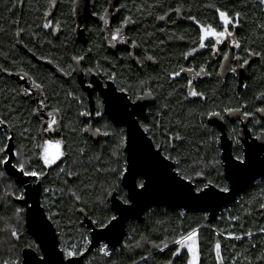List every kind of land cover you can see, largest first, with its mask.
I'll use <instances>...</instances> for the list:
<instances>
[{
  "label": "trees",
  "instance_id": "obj_1",
  "mask_svg": "<svg viewBox=\"0 0 264 264\" xmlns=\"http://www.w3.org/2000/svg\"><path fill=\"white\" fill-rule=\"evenodd\" d=\"M72 2L73 0L56 2L58 6L56 11L54 10V18L61 23L65 33L55 40L42 28L53 0H24L21 11V0H0V113L7 115L9 108L14 109L10 118L17 125L15 132L23 125L27 126L34 136L37 125L31 116L32 106L19 95L17 84L9 74L18 70L32 72L41 68L16 46L18 21L23 41L41 58H48L58 65L67 64L72 56L85 55L89 67L98 66L103 73H112L120 87L131 88L133 94L140 88V82H137L140 72L132 59H129L124 51L106 52L99 34L94 29H89V43H80L78 53H73L72 45H65L63 39L69 38L73 33ZM121 7L136 22V27L131 33L132 38L137 45L145 48L157 64L155 68L151 67L147 71L149 79L145 83V87L157 95V101L149 112L150 123L154 119H162L166 126L179 131L184 137L183 142H174L177 150L171 153V161L174 162L178 153L181 159L179 165L174 163L175 168L186 170L193 177L195 187H202L205 180L210 179L214 185H226L229 188L224 177L219 133L208 124L207 119L210 112L235 104L240 107L242 113L246 110L253 114L248 117V122H251L255 131L264 130V121L256 111L258 108H264V99L260 98L264 94V58L260 55H248L249 51L264 54V6H260L258 0H122ZM216 8L227 10L232 16L237 12L241 14L236 34L242 56L245 59L250 58L248 72L239 91L235 92L234 88L228 85L223 87L220 84H207L201 88L206 97L205 102L186 101V85L183 82L155 81L158 78L164 80L169 77L170 72L179 71L187 60L184 55L196 46L193 42H198V25L187 17L194 16L201 24H212L219 28ZM162 15L165 16L164 20L159 19ZM34 38H39V44L34 43ZM87 48L91 49V54L86 53ZM47 71L48 74L44 77L47 82L41 83L45 85L44 92L49 102L67 113L82 109L80 103L70 99L68 95L72 93L81 96L82 92L77 83L49 82L57 80L58 77L51 74L50 70ZM63 96L64 100L61 98ZM82 106H85L84 99ZM158 113L163 115L157 116ZM112 134L104 142L88 146L81 143L78 148L68 150L64 164L59 167L73 172L72 176L59 173L57 167L47 169V177L42 182L41 200L47 216L49 206L46 200L49 197L55 200L56 206L51 207V211L60 213L59 227L53 223L58 232L60 247L63 239H72L81 232H90L86 225L82 224L81 227L83 215L78 208L83 205L75 204L68 194L69 189L83 190L84 199L89 204L86 212L90 219L115 215L107 201L108 196L103 195L105 191L116 192L122 201V197H127L121 181L118 189L110 188L114 181L110 169L117 167V159L120 166L126 161L124 143L117 149L123 131L120 128L114 129ZM234 138L241 141L238 134H235ZM237 141L234 143V155H243L242 145L237 144ZM25 144L28 142L16 136L15 147L22 148ZM80 149L84 150L83 156L79 154ZM214 162H218L215 169L212 167ZM36 164L34 160L33 166L38 167ZM201 170L205 177H196L195 172ZM0 171H4L3 165H0ZM76 173H79L78 179ZM138 181L143 180L139 178ZM48 187L53 189L54 196H46L44 189ZM62 188L65 189L63 194L60 191ZM20 192H23V189L6 173L0 177V264L17 257L22 264L23 250L28 248L29 244L38 245L27 232L25 208L15 201ZM98 200H103L104 203L101 205L97 203ZM261 204H264V178L254 182L237 200L220 211L213 222H208V215L202 212H186L164 206L152 207L145 212L142 222L133 219L128 223L127 238L117 250L111 249L109 257L100 254L98 245L86 257L85 264H167L169 260H172V264H187V249H182V254L173 259L172 253L178 246L172 241L192 229H198L200 264H264V232L260 231L264 228V213ZM18 208H24L19 218L16 214ZM92 209H95V212ZM14 228L22 233L19 241L11 236ZM248 232L252 233L250 237H247ZM230 234L231 237L240 236L242 239L231 238ZM165 240L169 247L163 252L154 247V244L163 247L162 241ZM217 242L221 245L219 260L215 250ZM32 249L41 255L40 247L39 250L35 247ZM141 257H147V260H142Z\"/></svg>",
  "mask_w": 264,
  "mask_h": 264
},
{
  "label": "flooded vegetation",
  "instance_id": "obj_2",
  "mask_svg": "<svg viewBox=\"0 0 264 264\" xmlns=\"http://www.w3.org/2000/svg\"><path fill=\"white\" fill-rule=\"evenodd\" d=\"M58 1L59 0H53V4L51 6L50 12L47 13V15L45 16V20L43 21L42 24L43 31L45 33L50 34L55 40H58L59 37L61 35H64L65 33L63 31V27L61 23L56 21L53 14L54 10L56 11V8L58 6V3H56ZM121 1L122 0H73L72 2L73 21L71 24L73 28V33L72 36H70L69 38L63 39V42L67 47H70L72 45L73 53H78L80 48V43L84 45H88L89 29L92 28L99 34L106 52L108 53L119 52V51L126 52L129 59H132L131 61H133V63L140 72L139 79L137 81L140 82L139 90L136 91L134 94L132 92L126 94L128 97L130 95L134 97L135 95H141L143 93L151 91L152 93L151 97L154 103L147 106L145 118H142L140 116L137 117L140 125L142 123L151 124L149 120L150 119L149 112L151 107L154 106L155 102L157 101V95H155L152 90L146 88L145 83L146 80L149 79L147 75L148 73L147 71L151 67L155 68L157 64L154 58L151 60L147 59V57H149L150 55L146 52L143 46H140V44L137 45L134 39L132 38L131 33L136 27V22L134 21L132 16L126 13L125 10L121 7ZM23 5H24V0H21L20 11L23 9ZM101 16L105 17L107 23H105V20L100 19ZM126 18L131 22L125 24L124 21ZM45 24H48L49 27L45 28L44 27ZM17 25H18L17 34L15 37L16 46L24 53H26L31 58V60H33L38 66L41 67V68H37L36 70H33L32 72L26 70H18L16 72L9 74L12 80L15 81L17 84L19 95L25 101H28L29 104L32 106L31 113L36 109L37 107L36 101L40 97L37 94L36 89L34 88L31 89L32 92L31 96H24L22 95L23 89L25 87L31 88V83L33 80H35L37 83L47 82L46 80H44L45 79L44 77L48 74L47 70H50L51 74H53L55 77H58L57 80H51L49 82H65L66 84H68L67 82H76L78 88L81 90L83 94V95L81 94V96L80 94H78L79 96L77 95V97L82 98V100L84 99L85 102V106H82L80 104L82 109H80L78 112L76 111L72 113H67L61 109V112L58 117L60 123L57 126V130L51 133H43L44 137L54 138V139H61V138L65 139L67 151H68L70 149L78 148L81 143L88 146L89 144L94 145L98 142H102V141L104 142V140L107 137L109 138L113 135L112 134L109 136H104L102 133L105 130L108 129L107 131L112 133L114 129L120 128L124 133L123 137L126 138L123 145V150L125 153V145L127 141V127L126 125L123 126L117 125L113 120H111L109 115L105 113V109H104L105 105H104L102 93L100 90L95 89V84H99L101 89H107L108 84L111 82L115 85L118 93H122L119 90L120 85L117 83V81L115 79L114 80L110 79L109 76L106 75V73H103V71L100 70L98 66H95L94 68L89 67L85 55H83L84 60L80 61L79 63L74 61L72 59L73 57L72 56L70 62H68L67 64H58V65H56L53 61H51L48 58H44V57L41 58L35 52L30 50L23 41L24 39L22 37V32L20 28V21H18ZM118 28L120 29V32L117 39L114 40L112 39V36L116 34V29ZM230 31H233L235 33V38L234 39L229 38V40L225 41L223 44L217 45L216 46L217 50H213L210 45L201 49L199 48L198 42L196 43V46L194 48H196L197 51L192 55H189L184 65L180 67V69L191 68L194 71L181 72L180 76L175 78L171 76V73L173 72H170L168 78L164 80L158 78L155 82H171V83L183 82L186 85V101L205 102L206 97L204 95L190 96L189 91L195 90L199 93H202L201 91L202 86L207 84L210 85L220 84L223 87H226L228 85V86H232L235 92L236 90L239 91L241 68H242L240 64H242L243 59L245 58L242 56L241 46L240 47L234 46L237 43L240 44L236 34L237 28H230ZM33 41L34 43L39 44V38H34ZM44 43H47V41H44ZM86 51H87L86 53L88 54H91L92 52L90 48H87ZM189 52H192V49ZM225 55H227L228 57L227 59L224 58ZM237 56L241 57L242 59L238 61L236 59ZM246 59L250 60L249 57ZM251 60H253V58H251ZM49 61H51V63H49ZM201 68H204L205 71L201 72L200 71ZM232 68H235L236 71L235 72L231 71ZM90 69L91 71H89ZM24 73H27V77H25V79H21V76H23ZM64 73H69V74L65 75ZM197 73H199V75H197ZM189 81L192 82L191 86H189L188 83ZM80 82H84V84ZM89 84H91L92 86L89 87ZM84 88L87 89L91 88L92 89L91 94H89L88 91H86ZM43 95L46 96L45 92H43ZM61 98L62 100L65 99L64 96ZM69 98L72 99L71 96ZM47 103L50 105V109L51 107H54L49 102V99L47 100ZM226 108H240V107L235 104H231L221 108V110L213 111V112H219L221 114V117L225 121V131L228 139L232 143V152L234 154V150H235L234 143L237 141L234 138V135L240 134L241 123H242L240 120V116L242 115V111L233 115H229L227 112L224 111V109ZM97 109L103 112V115L101 117H96L94 115ZM130 109H132V105L130 106ZM85 110L92 112L93 115L89 117H83L78 115L80 111H85ZM211 113L212 112L209 113L208 118L211 116ZM31 116L37 125L34 136L38 137L41 129V119L38 116H33L32 114ZM70 116H73L74 118L71 119ZM89 125H91V127H89ZM103 126H106L107 128ZM213 127L219 133V148H220L221 132L217 129V127L215 126ZM230 127H232L231 130ZM248 127L251 128L249 129L252 131L253 136H258L259 133L261 134L264 132V130H262L261 132L255 131V128L252 126L251 122L249 123ZM73 128L76 129L75 133L72 132ZM85 128H88V131L85 132L84 131ZM97 128L101 130L100 133H97L95 131V129ZM160 139L161 137L157 135L156 137L157 142ZM239 144L242 145V149H243V143L240 141ZM125 156L127 158L126 153ZM14 161L15 159L13 160V163ZM62 164L64 163H59V166H62ZM36 165L39 166L38 164ZM54 167L56 168V166H53L52 168ZM45 171H47V169ZM36 182L38 181L36 180L33 181V183Z\"/></svg>",
  "mask_w": 264,
  "mask_h": 264
},
{
  "label": "water",
  "instance_id": "obj_3",
  "mask_svg": "<svg viewBox=\"0 0 264 264\" xmlns=\"http://www.w3.org/2000/svg\"><path fill=\"white\" fill-rule=\"evenodd\" d=\"M248 66L249 63L241 68L239 87H242L244 83ZM80 83L84 84V82ZM84 89L91 94V88ZM95 89L102 93L105 113L117 125H126L127 127L125 153L127 154L126 160L130 163L128 164V171L121 181L130 203L124 204L116 192H112V195L108 196L107 201L117 220L114 222V227L110 226L109 229L103 231L98 228L92 230L94 226L90 225L89 220L85 219L83 215L82 224L90 230L94 242L102 238V242L107 244L110 249L117 250L128 235V223L133 219L142 222L145 212L155 206L182 209L186 212L206 213L208 222H213L220 211L237 200L254 182L264 178V138L257 139L264 132L258 136H253L248 127V117L245 118L243 114L240 116L242 123L239 134L243 143V156L245 157V164L243 165L238 163L232 152V143L227 137L225 121L221 115H211L207 120L208 124L217 127L221 132L222 166L230 191L222 193L217 187L212 186L205 190L208 193L205 196L203 193H196L193 182L180 180L175 175L173 161L164 160L163 153L159 157L153 155L156 151L154 147L149 150L146 143L148 137L140 128L137 117H146L147 106L154 103L151 95L144 96L143 99L139 100L138 105L141 107H137L131 104L126 93H118L115 85L111 82L107 89H101L99 84H95ZM131 105L132 109H130ZM134 111L135 115L132 114ZM257 115L264 121V113L257 112ZM3 169L18 187L24 189L27 205L24 201L17 199L15 201L25 208L27 232L34 238L41 250L40 255L32 248H25L22 253V264H37L40 257L50 258L52 264H57L56 254L60 250V241L56 227L52 221L47 219L48 216L42 205V184L39 181L33 183V178L22 176L18 171L11 169L9 165H3ZM139 177L143 179L146 185L144 189L138 187ZM189 189L192 191L190 192ZM262 211L264 213V208ZM54 244L55 247H53ZM98 245L94 243V246L84 256L78 257V264H85L86 257ZM60 259H63L62 254ZM64 264H68V262L64 261Z\"/></svg>",
  "mask_w": 264,
  "mask_h": 264
},
{
  "label": "snow or ice",
  "instance_id": "obj_4",
  "mask_svg": "<svg viewBox=\"0 0 264 264\" xmlns=\"http://www.w3.org/2000/svg\"><path fill=\"white\" fill-rule=\"evenodd\" d=\"M258 3L260 6H264V0H258ZM176 11H179V9H176ZM216 13L219 17V28L214 27L212 24H201L196 17L194 16H188L187 18L189 20L194 21L198 25V32L199 38H198V45L199 48L203 49L206 46H211L213 50H217L216 46L219 44H223L225 41L229 40V38L234 39L235 33L233 31H230V28H238L240 26V13H235V16L230 15V13L227 10H221L220 8H216ZM101 20H105V17L101 16ZM160 20H164L165 16H160ZM131 21L127 18L125 19L124 23H130ZM105 23L107 21L105 20ZM45 28L49 27L48 24L44 25ZM120 29H116V34L112 36V39H117L119 35ZM193 43H197V41H194ZM235 47H240V44H235ZM197 51L196 48L192 49V52L187 53L184 55V59H188L189 55H192ZM249 56L253 55H260L262 58H264V54L261 53H254L252 51L248 52ZM227 59V55L224 57ZM72 59L79 63L80 61L84 60V56H73ZM148 60H151L152 57H147ZM236 59L239 61L242 58L237 56ZM51 63V61H49ZM249 63L248 59H243L242 64H240L241 67L244 65H247ZM75 70V69H73ZM91 71V69L89 70ZM188 71L192 72L193 69H184L181 68L179 71H175L171 73V76L173 78L180 76L181 72ZM201 72H204L205 69L201 68ZM231 71L235 72L236 69L232 68ZM65 75H68L69 73H64ZM106 75L109 76L110 79H115L114 75L112 73H106ZM199 75V73H197ZM27 77V73H24L23 76H21V79H25ZM189 86H191V81L188 82ZM92 85L89 84V87ZM34 88L37 91V94L39 95V99L36 101L37 107L36 109L31 113L33 116H38L41 119V129L39 136H33L30 129L27 126L21 125L18 132H15L14 130L17 128L16 123L13 122V120L10 118L11 113L14 111V109L9 108L8 114L0 113V165H9L11 169L18 171L22 176L24 177H30L33 178L36 181H39L40 183L43 182V180L47 177V171L46 169H51L53 166H56L59 168V173L64 174L66 176H72L73 172L66 171V168L59 167V163H63L68 155L67 146L65 139H54V138H45L43 133H51L55 132L57 130V126L60 123V120L58 119L59 114L61 112V108L58 106L51 107L47 103L48 97L43 95L45 85L43 83H37L35 80L31 83V88L25 87L23 89L22 95L24 96H31L32 92L31 89ZM119 90L122 93H129L131 92V88H124L121 86ZM73 100L77 101L81 105L83 104V100L80 97L75 96L72 93H69ZM152 95L151 91H148L146 93H143L141 95H135L129 96L128 99L131 102L132 105H136L137 107H141L138 105V101L143 99L144 96H150ZM190 96H202V93H199L195 90L189 91ZM261 99H264V94L261 95ZM246 108V106H245ZM50 109V110H49ZM225 112H227L229 115H233L236 113H239L241 111L240 108H226L224 109ZM256 111L260 113H264V108H258ZM135 115V111L132 113ZM243 116L245 118L249 117L250 115H253L252 113H249L248 111H243ZM79 116L83 117H89L92 116L93 113L89 111H80L78 113ZM96 117H101L103 115V112L99 109H97L94 113ZM163 113H158L157 116H162ZM212 116H220L221 114L219 112H212ZM222 118V117H221ZM259 123V121H257ZM91 127V125H89ZM140 128L142 129L143 133L146 134L148 137V140L146 143L148 144L149 150H151L153 147L156 149L155 153L153 155L159 157L162 153H164V160H173V157L171 155L172 152L177 150V145L174 143L175 141H181L183 142L184 137L180 134L179 131H176L170 126H166L162 119H154L151 124L148 123H142L140 125ZM84 131H88V128H85ZM97 133H100V129H95ZM72 132L75 133L76 129L73 128ZM104 136L112 135V133L105 130L102 133ZM159 135L161 139L157 142L156 137ZM16 136H19L20 139L25 140L28 142V144H25L21 147H15L13 144V141L15 140ZM264 138V134L262 136H258L257 139ZM126 140L125 137H121L120 141L117 143V149L120 148V146L124 143ZM237 144H239V141H237ZM15 148V150H13ZM79 154L81 156L84 155V150L80 149ZM15 159L16 163H12V160ZM36 161V163L39 165L38 167L33 166V161ZM236 160L239 164L243 165L245 164V157L243 155H237ZM59 162V163H58ZM75 163V162H74ZM129 161H125L123 166H120V161L117 159L116 164L117 167L111 168L110 172L113 174L114 181L110 185V188L112 189H118L119 188V182L121 179H123L125 173L128 171V164ZM162 163V162H161ZM174 163L176 165H179L181 163V159L179 158V153L177 154V158L174 160ZM167 167V165H164ZM218 166V162H214L212 164L213 169H215ZM173 171L175 172V175L180 178V180L188 181L189 183L192 182L193 177L186 171L180 168H174ZM5 175L4 171H0V177H3ZM77 179L79 178V173L75 174ZM196 177H205V173L203 170L196 171L195 172ZM67 185V181H65V186ZM216 186L218 187L219 191L222 193H227L230 191V189L226 185H214L213 181L210 179H206L203 183L202 187L197 186L195 191L196 193H203L205 196L208 195V193L205 191L206 189ZM138 187L140 189H144L146 187L145 183L143 181L139 182ZM61 194L65 191L64 188L61 190ZM191 192L192 189H189ZM44 192L47 196V194H52V196L55 195L52 188L48 187L44 189ZM68 194L74 199V202L76 205H83L82 207L78 208V211L81 215L85 216V219L89 220L90 225H93L94 228L92 230H95L96 228L100 229L101 231L105 229H109L110 226L114 227V222L117 220V217L115 215L110 216H97L95 219H90L88 212H86V209L89 208L88 202L84 199L83 196V190H68ZM104 196H111V191H105ZM17 200L24 201L25 205H27V200L25 197L24 192H20L16 196ZM124 204H129L130 200L124 196L122 197ZM47 205L49 206V214L47 219L49 221H52L59 227V220L58 217L60 216L59 212H53L51 211V207L56 206L55 200L49 197L46 200ZM97 203L103 204V200H98ZM261 208H264V204H261ZM93 212H95V209H92ZM24 212V208H18L16 209V214L18 218L21 216V214ZM19 223V219H18ZM82 227V222H81ZM261 232H264V228H261ZM197 235H198V229H192L188 231L186 234H180L178 238H175L172 243L177 245L178 247L176 250L172 253L173 259L180 256L182 249H187V253L189 255V258L187 260V264H200V254H199V248H198V241H197ZM247 235L251 236L252 233L248 232ZM11 236L16 241H19L21 239L22 233L14 228L11 231ZM231 237V234H230ZM234 239H242L240 236L231 237ZM95 244H99V252L103 253L104 255L109 254L108 245L102 242L101 240H96L94 242L90 232L89 234H85L83 232L79 233L78 236L74 235L72 239H63L61 241V247L59 250V253H57V264H64V261H67L68 264H78V257L84 256L86 252L90 250L92 246ZM163 247H161L158 244H154V247L157 248L160 252H163L165 249L169 247L168 242L162 241ZM137 246H139V241L137 242ZM29 248L35 247L37 250H39V245L29 244ZM55 247V244L53 245ZM221 245L219 242L215 244V250H216V256L217 259H221V253H220ZM62 254L63 259H60V256ZM142 260H147V257H141ZM3 264H20V260L17 257L13 260H5L3 261ZM37 264H52L50 258L40 257V260L37 262ZM134 264H138V262H134ZM167 264H172V260H169Z\"/></svg>",
  "mask_w": 264,
  "mask_h": 264
},
{
  "label": "built area",
  "instance_id": "obj_5",
  "mask_svg": "<svg viewBox=\"0 0 264 264\" xmlns=\"http://www.w3.org/2000/svg\"><path fill=\"white\" fill-rule=\"evenodd\" d=\"M108 250H109V254L108 255H104L103 253H100L101 255H104V256H106V257H109L110 256V254H111V252H112V250L108 247Z\"/></svg>",
  "mask_w": 264,
  "mask_h": 264
},
{
  "label": "rangeland",
  "instance_id": "obj_6",
  "mask_svg": "<svg viewBox=\"0 0 264 264\" xmlns=\"http://www.w3.org/2000/svg\"><path fill=\"white\" fill-rule=\"evenodd\" d=\"M217 232H218V231H217ZM218 234H219V232H218ZM247 237H250V236L248 235Z\"/></svg>",
  "mask_w": 264,
  "mask_h": 264
},
{
  "label": "bare ground",
  "instance_id": "obj_7",
  "mask_svg": "<svg viewBox=\"0 0 264 264\" xmlns=\"http://www.w3.org/2000/svg\"><path fill=\"white\" fill-rule=\"evenodd\" d=\"M126 238H127V237H126ZM126 238H125V239H126ZM125 239H124V240H125Z\"/></svg>",
  "mask_w": 264,
  "mask_h": 264
}]
</instances>
